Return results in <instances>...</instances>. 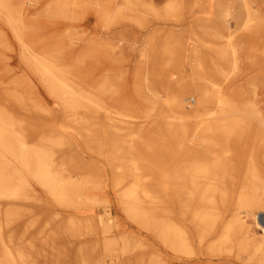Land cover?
Masks as SVG:
<instances>
[{"label":"bare ground","instance_id":"bare-ground-1","mask_svg":"<svg viewBox=\"0 0 264 264\" xmlns=\"http://www.w3.org/2000/svg\"><path fill=\"white\" fill-rule=\"evenodd\" d=\"M186 10L0 0V264H230L246 255L264 264V92L262 117L256 92L245 98L238 46L259 31L264 40V13L258 20L240 0L236 29L226 21L223 35L194 19L189 109V97L159 77L185 48L174 29L144 39L141 64L119 87L106 81L105 47L39 33L43 20L141 27L139 12L181 22ZM65 35L76 38L70 28ZM17 219H26L20 234ZM34 226L40 242L26 238Z\"/></svg>","mask_w":264,"mask_h":264},{"label":"rangeland","instance_id":"rangeland-1","mask_svg":"<svg viewBox=\"0 0 264 264\" xmlns=\"http://www.w3.org/2000/svg\"><path fill=\"white\" fill-rule=\"evenodd\" d=\"M151 2L156 8L157 12L164 7L166 3H174L177 6H183L187 8V16L181 21H173L170 17L159 14L151 13H141L136 15V18L144 25L141 27L130 26L126 24H115L104 27H97L94 23L95 18L92 16L86 17L84 21H66V22H55V21H45L42 23L44 29L39 33L46 36H50L51 41H60L66 44L74 45V47L82 48L88 43L92 45H101L105 47L106 57L101 59L105 61L102 65V69L105 73L106 81L109 84H116L122 86V83L127 81L128 78L133 74L135 68L140 65V51L143 48V41L148 36L157 32L159 36L166 33L169 29H174L177 33H181L184 39L185 48L179 57H168L166 65L161 68L159 77L167 86H172L177 88L179 91H183L185 96L189 97V102L185 104L186 108L189 109L194 105V100H196L195 92V61L193 58L192 51L194 46L197 44L192 38V22L194 19L203 20L209 19L210 23V33H216L217 35H223L225 33L226 27L225 22L228 21L227 25L230 30L234 31L236 29L237 20V5L240 0H146ZM249 4L250 10L255 11L258 15V20H263L264 13V0H246ZM185 10V8H184ZM31 16L38 13L36 9H29ZM28 11V12H29ZM123 11L124 18L131 17L125 10ZM134 17V16H132ZM70 28L74 31L76 36L73 41H70L66 37L67 29ZM8 38L11 44H15L14 38L11 33L7 32ZM127 34V36L125 35ZM64 38V39H63ZM158 45V44H157ZM263 32H256L255 35H251L247 39H241L238 42V46L241 53L240 62V76L244 77L245 98L251 99V91L254 90L255 101L258 109L261 111L263 117ZM249 46V48H248ZM253 47V50H252ZM149 50V47L147 48ZM204 55V54H203ZM248 57V58H247ZM137 64V65H136ZM242 65V66H241ZM240 77V78H241ZM164 94V91L161 92ZM107 99L110 101L112 99L108 94ZM174 121V119H171ZM251 126H256V121L251 120ZM160 175L166 179V172L164 170H159ZM227 214L220 221L218 228L221 227L223 221L227 219ZM115 216V213H114ZM26 219H17V234H20L21 230L19 228L24 226ZM126 221V220H125ZM40 224V222H39ZM35 226L30 227L26 238L33 242H40L42 238H36ZM118 236V235H117ZM115 236V237H117ZM144 236V237H143ZM142 238L145 242L150 243L146 234ZM147 238V239H146ZM55 242V247L61 245V242L57 240ZM49 241V246L54 243ZM57 242V243H56ZM153 247H149L145 250V256L147 257L152 251ZM212 264H218L221 262L217 257H211ZM248 255H246L241 260L234 259L229 261L230 264H255L254 261H247ZM223 263H227L223 262Z\"/></svg>","mask_w":264,"mask_h":264},{"label":"built area","instance_id":"built-area-1","mask_svg":"<svg viewBox=\"0 0 264 264\" xmlns=\"http://www.w3.org/2000/svg\"><path fill=\"white\" fill-rule=\"evenodd\" d=\"M260 220L264 223V213H260Z\"/></svg>","mask_w":264,"mask_h":264}]
</instances>
